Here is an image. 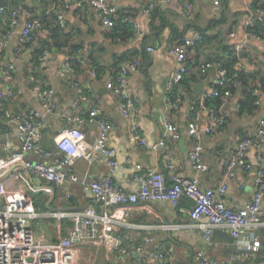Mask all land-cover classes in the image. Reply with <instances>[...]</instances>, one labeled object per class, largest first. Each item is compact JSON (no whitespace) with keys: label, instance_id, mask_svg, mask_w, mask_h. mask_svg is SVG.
Segmentation results:
<instances>
[{"label":"crops","instance_id":"0c3cea01","mask_svg":"<svg viewBox=\"0 0 264 264\" xmlns=\"http://www.w3.org/2000/svg\"><path fill=\"white\" fill-rule=\"evenodd\" d=\"M162 0H110L109 6L116 13L122 12L138 27L134 35L123 42H114L107 35L108 30L102 24L99 15L90 7L79 8L74 3L66 10L57 9L55 0H1V5L9 11L15 6H21L18 26L12 29V35L1 51V64H11L16 75L8 86L14 90V98L7 101V107L13 112L21 109H32L46 117L42 134L43 145L54 148V137L66 127L78 126L73 120L76 117L85 118L89 108L99 105L105 120L113 123L115 128L110 131L107 144L114 151L117 167L114 181L125 191L133 193L137 184L132 180L135 165H140L145 171H158L166 180L171 173L181 178L199 179L201 188H217L225 183L226 192L223 200L233 210L241 209L250 200L254 190V168L257 166V152L254 146L249 147L246 159L252 169L237 168L232 176L225 177L224 162L232 154L240 136L249 135L264 117V93L258 94V106L250 114L237 112L241 95L237 92L230 96L226 105L227 121L225 125L213 134L203 135L204 162L208 170L198 173L193 170L188 158L190 142L186 129V114L199 104L203 95L209 94L214 83L211 71L201 73V65L207 60L227 59L231 57L229 47L248 43V48L237 54L236 70L248 72L264 65V43L248 39L245 31L247 10L242 0H220L215 7L212 0H192V16L186 19L184 8L187 0H170L162 5ZM153 4L152 13L144 10ZM64 15L65 28L60 41L53 39L49 33L55 22L56 12ZM154 11L157 14L153 16ZM42 17L45 30L39 31L30 44H18L19 33L29 15ZM161 19L165 24L161 26ZM8 16L5 12L0 18V38L8 30ZM172 30L182 37L193 40L200 31L206 32L203 39L194 48L186 52L188 73L186 75V90L181 104L169 110L164 101L165 89L169 77L176 65L175 58L168 54L167 46L175 41ZM71 46H82L86 52L90 48L100 66L110 69L117 58H138L139 67L128 74V91L136 100L137 112L135 120L122 116L118 102L106 88V81L112 75L106 71L94 78L90 63H79L78 71L71 76H61L60 71L66 62ZM45 47L49 57L43 64L40 58L35 60L34 50ZM151 47L152 51H147ZM106 68V69H107ZM263 68V69H262ZM261 72H264V67ZM34 77L46 88L53 90L55 110L51 114L44 111L37 96V85L31 80ZM86 89L85 97H81L78 86ZM199 88V89H198ZM1 110V108H0ZM170 115L177 125L179 138L173 139L164 129L162 118ZM70 119V120H68ZM210 121L207 108L200 109V128ZM136 123L145 146L139 145L131 131ZM81 129L93 139L97 135L96 124L81 125ZM8 132L5 138L4 133ZM165 134V135H164ZM18 129L15 125L2 123L0 126V161L18 149ZM161 139L163 146L152 147ZM6 141L8 149L2 148ZM260 149L264 154V137L260 139ZM169 161L173 168H167ZM74 170L80 181L96 179L104 176L107 164L103 154L98 153L92 163L77 160ZM23 191L31 199L39 218L33 221L37 237H44L53 242L57 237L66 236L72 221L69 218L57 219L52 213H71L86 207L94 206L90 191L85 190L80 183L66 182L56 186L42 181H32L23 177L12 190V194ZM30 192L38 197L36 202ZM70 193L71 198L66 199ZM193 206L190 199L184 198L179 206L174 207L166 201L140 202L133 207L128 215V224L117 230L125 246L132 247L149 236L162 246H170L174 251L171 264H200L196 254L203 252L210 261H220L234 256L233 264H264V229H245L238 239L231 236L229 230L223 227L212 229L211 239L207 242L197 227L189 218L188 211ZM97 207V205H96ZM100 209V207H98ZM264 213V197L260 205ZM254 241H258L257 249H247ZM109 242H100L96 246L80 245V263L87 264L93 257L96 264H143L142 255L132 252L127 256H118L110 252ZM96 247V255L94 254ZM154 264H160L158 262Z\"/></svg>","mask_w":264,"mask_h":264},{"label":"built area","instance_id":"2783aa9c","mask_svg":"<svg viewBox=\"0 0 264 264\" xmlns=\"http://www.w3.org/2000/svg\"><path fill=\"white\" fill-rule=\"evenodd\" d=\"M40 1V0H38ZM110 0H58L62 4V9L66 10L74 3L77 7L88 6L100 17L106 30L113 26L112 17L115 10L108 4ZM248 13L245 21V29L251 27L255 17L262 19L264 12L257 10L253 12L252 3L254 0H242ZM1 2V0H0ZM170 0H162V5H166ZM215 7H219L220 0H212ZM153 4H149L144 10L149 14ZM192 5L187 4L184 8V16L190 19L192 16ZM21 7L13 10L10 14L9 30L0 38V103L14 98V90L8 86L13 81L16 70L13 65L2 66L1 51L7 40L12 35V29L19 24ZM4 14V8L0 5V18ZM128 20V19H125ZM57 23L61 29L65 28L64 15L58 13ZM135 32L138 27L134 25ZM43 30L38 18L28 16L23 25L18 44L26 45L34 36ZM248 39H253L259 43H264V39L252 33H246ZM200 41V36L193 40L181 37L177 41L168 44L167 52L175 58L176 65L173 73L169 77L165 89L164 101L169 110L177 108L181 102L186 87L182 81L188 73L186 52L194 48ZM231 50L236 53L244 52L248 48L246 41L240 44L231 45ZM147 51H152L151 47ZM50 52H43L40 56V63L47 61ZM87 52L78 51L77 54L67 57L60 71L61 76H71L75 74L73 61L80 55L86 57ZM139 59L122 62L118 72L109 77L106 81V88L109 93L117 99L118 109L122 116L135 120L137 105L136 100L128 91V74L136 71L139 67ZM201 73L211 71L214 74V86L222 87L218 92L213 87L209 94L203 95L199 104L192 107L186 114V129L190 142L188 158L193 170L203 173L208 170L204 162L203 135L213 134L219 131L227 121L226 105L231 96L229 90H224L227 84L226 70L218 62H205L200 67ZM96 78V73L91 71ZM36 83L37 96L42 103L45 113L51 114L55 110L53 102L54 92L50 88L42 85L40 80L31 77ZM77 85V83H76ZM238 83H233L236 86ZM78 86V85H77ZM81 97L88 93L86 89L78 86ZM221 93L222 102L212 109L205 105L208 97H216ZM207 108L210 114V121L200 128V109ZM237 112L239 108L237 107ZM70 120V119H68ZM78 126L66 127L53 139L55 152L45 149L42 144V130L46 124V117L38 111L32 109H21L13 112L9 107L0 110V126L2 123L15 125L18 129V149L0 161V264H81L80 245L96 246L100 242H109L110 252L118 256H127L132 252L142 255L143 264H171L174 260V251L170 246H162L155 242L152 237H145L140 243L132 247L125 246L124 241L117 235V230L121 226L128 224L130 210L140 202L166 201L172 206H179L182 199L187 198L193 202V206L188 211V215L193 225L200 229L207 242L211 239L212 229L216 227L227 228L231 236L238 239L245 229H264V213L260 211V205L264 197V154L260 149V139L264 137V117L258 121V125L249 135L240 136L232 154L224 162V175L230 177L237 168L245 170L252 169L246 159L249 147L254 146L257 152V166L254 168V190L250 200L245 206L238 210H233L227 206L223 200L226 192L225 183H221L217 188H201L197 176L186 179L171 173L166 180L165 176L158 171H145L140 165L134 166L132 180L137 184V190L133 193L125 191L114 181V173L117 162L114 159V151L108 146V136L115 125L103 116L99 105L93 104L85 118L76 117L73 120ZM96 124L97 135L93 139L88 137L81 129L84 124ZM162 123L166 133L173 139L179 138L177 125L172 121L171 116L164 115ZM135 141L145 146L140 130L134 122L131 127ZM6 138L8 132L3 134ZM165 135V134H164ZM161 139L152 148L157 149L163 146ZM4 150L8 149L6 141L2 143ZM98 153L104 155L108 171L96 179H82L80 181L74 170L77 160H85L89 164L96 159ZM167 168L172 170V164L167 161ZM34 181L36 179L61 186L66 182L80 183L81 186L90 191L94 206L86 207L77 212L52 213V217L59 220L69 218L72 227L66 236L57 237L53 242L47 241L44 237H37L33 221L39 218L35 212L33 203L27 194L18 191L12 194L16 184L23 177ZM71 194H66V199H70ZM97 205V207H96ZM100 207V209H98ZM259 246L258 241H254L247 249L255 250ZM200 264H233L234 256L220 261H210L203 252L196 254Z\"/></svg>","mask_w":264,"mask_h":264},{"label":"trees","instance_id":"16d2710c","mask_svg":"<svg viewBox=\"0 0 264 264\" xmlns=\"http://www.w3.org/2000/svg\"><path fill=\"white\" fill-rule=\"evenodd\" d=\"M41 2L43 0H40ZM189 2V4L191 5L192 0H187ZM55 3L58 5L57 9H61L62 10V4L58 2V0H55ZM3 6V5H2ZM18 7H21L20 5L15 6V8L6 11L5 7L4 8V13H7L8 16V26L11 22L10 20V14L12 13L13 10L17 9ZM85 8H87L88 6H84ZM252 10L253 12H256L257 10H262L264 12V0H254L252 3ZM58 11L56 12L55 16V22L53 23V28L50 29L49 33L51 35V37L53 39H55L57 42L60 41V37L62 34V30L59 25H58V21H57V16H58ZM152 13V11H151ZM157 14V11H154V13L152 14L153 16H155ZM32 16L34 18H38L42 24V28L43 30L47 29L48 27L44 26V21L42 19V17L39 16H34L32 14ZM128 19V20H125ZM112 22H113V26L112 28L107 32L108 37L110 38V40L114 41V42H123L126 41L128 38L132 37L134 35L135 29H134V22L131 21L128 17V15L119 12L116 13L113 17H112ZM162 24H165V21H163V19H161V26ZM10 28H8L9 30ZM7 30V31H8ZM6 31V32H7ZM246 33H252L255 36H259L262 39H264V15L262 16V19H257L255 17L254 23L251 27H247L245 29ZM199 36H200V41L196 44L198 45L203 39L207 38L206 32L204 31H200L199 32ZM182 36L180 34H178L175 30H172V39L177 41L178 39H180ZM30 44V42L28 43ZM27 45V44H26ZM230 53H231V57L227 58V59H210L207 60L205 62H218L221 64V66L226 70L227 75H226V79L227 84L226 87L224 88V90H229L231 95L235 94V93H239L241 95V99L238 102V108L241 114H250L251 112H253L256 108H257V104H258V94L260 92L264 93V72H261V68L264 67V65H262L260 68L258 69H253L251 71L248 72H243L242 70H236L235 69V63L237 61V54L236 52L231 50V47L228 48ZM49 52L48 49H46L45 47H41L37 50H34V56H35V60H37V58H40V56L42 55L43 52ZM78 51H81L82 53L83 48L82 46H71L69 49V56L71 55H75L77 54ZM88 54L86 57H84L83 55L79 56L78 58H76L73 61V65L75 68V73L78 71V67H79V63L82 61H88L90 63V68L91 71H94L96 73L97 76H101L103 75L106 71H111L110 75H115L118 70H119V66L122 62H128V61H133L134 59H127V58H117L114 63L111 65L110 69H108L107 67L104 66H100L97 62H96V57L93 53V49H89L87 50ZM86 51V52H87ZM40 63V62H39ZM188 66V64H187ZM189 67V66H188ZM107 68V69H106ZM263 69V68H262ZM186 78V77H185ZM184 78V80L182 81V85L183 86H187L186 85V79ZM233 83H238V85L236 86H232ZM215 90H217L218 92L222 91V87L219 86H214L213 87ZM222 102V96L221 93L219 96L216 97H208L205 105L209 108L212 109H216ZM7 101L1 102L0 103V108H8L7 107ZM44 129L42 130V134H43ZM42 144H44L42 142ZM45 147V149L50 150L52 152H55V147L54 148H50L47 147L46 145H43ZM120 237V236H119Z\"/></svg>","mask_w":264,"mask_h":264},{"label":"rangeland","instance_id":"374dc122","mask_svg":"<svg viewBox=\"0 0 264 264\" xmlns=\"http://www.w3.org/2000/svg\"><path fill=\"white\" fill-rule=\"evenodd\" d=\"M35 181L38 182L39 180L36 179ZM30 195L33 198V200H35L36 202L38 201V197L35 194H33L32 192H30ZM93 251H94V254L96 255V247H94ZM87 264H96L95 258L93 257L92 259H90V261L87 262Z\"/></svg>","mask_w":264,"mask_h":264},{"label":"water","instance_id":"95a60500","mask_svg":"<svg viewBox=\"0 0 264 264\" xmlns=\"http://www.w3.org/2000/svg\"><path fill=\"white\" fill-rule=\"evenodd\" d=\"M0 5H1V3H0ZM242 54H243V52L240 53V56H242ZM198 89H199V88H198Z\"/></svg>","mask_w":264,"mask_h":264}]
</instances>
